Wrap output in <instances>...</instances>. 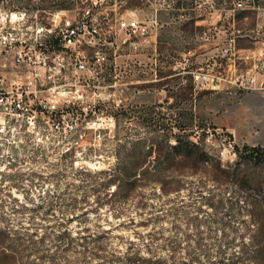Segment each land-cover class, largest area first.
<instances>
[{
	"label": "rangeland",
	"instance_id": "rangeland-1",
	"mask_svg": "<svg viewBox=\"0 0 264 264\" xmlns=\"http://www.w3.org/2000/svg\"><path fill=\"white\" fill-rule=\"evenodd\" d=\"M57 1L0 0V34L49 27L62 10ZM232 1L218 0L227 9ZM246 5L231 12L243 29L232 35L236 45L253 47L264 40V6ZM120 36L99 47L107 59L93 65L96 102L39 115V132L0 158V264H172L220 249L233 264H264L249 255L264 250V162L236 163L235 152V145L264 147V84L239 87L242 67L223 58L219 88L194 89L188 71L204 49L181 63L191 34H158L139 52ZM11 56L0 50L7 77ZM177 132L189 134L206 161L170 159ZM139 139L151 148L143 166L156 175L106 184L100 171Z\"/></svg>",
	"mask_w": 264,
	"mask_h": 264
},
{
	"label": "built area",
	"instance_id": "built-area-1",
	"mask_svg": "<svg viewBox=\"0 0 264 264\" xmlns=\"http://www.w3.org/2000/svg\"><path fill=\"white\" fill-rule=\"evenodd\" d=\"M198 1L208 8L217 2ZM108 2L120 0H80L71 9L72 15H66L68 9L58 10L51 14L50 26L37 28L34 34H0V50L12 54L13 68L11 77L0 73V158L39 132V115L63 116L69 112V106L96 102L93 65H101L107 59L99 47L113 45L122 34L121 43L128 44L133 52L142 51L154 41L152 33L159 26V11L171 10L177 0H147V10L141 16L136 10L127 9L106 13L104 6ZM246 8V0H233L230 10ZM103 23L107 24L105 29ZM234 32L224 34L222 56H230L236 50ZM100 34H109V40ZM214 35L202 37L211 40ZM86 49L91 51L90 57ZM255 52L253 55L251 51L250 56L256 57L254 66L263 73L264 46ZM6 66L4 63L2 67ZM190 73L194 89H216L225 81L215 61L206 62ZM234 83L243 88H260L264 84L258 85L247 72L238 74ZM86 88L92 89L91 95H84Z\"/></svg>",
	"mask_w": 264,
	"mask_h": 264
},
{
	"label": "crops",
	"instance_id": "crops-1",
	"mask_svg": "<svg viewBox=\"0 0 264 264\" xmlns=\"http://www.w3.org/2000/svg\"><path fill=\"white\" fill-rule=\"evenodd\" d=\"M104 9L109 14H114L115 11H122L123 9L136 10L138 15L141 16L147 10V0L108 2ZM158 21L159 26L152 33L154 34L153 42L155 43L157 40H161L158 34H191L190 39L194 45L183 50L181 63L186 64L197 49H204L200 54L202 58L195 60L199 65L190 68L188 72L205 65L206 62L215 61L220 66L222 59L225 58L224 62L229 67L233 65L234 60L237 61L238 65L242 67L239 74L246 72L252 74L258 85L264 82V72H260L254 66L256 57L251 58L250 56L251 51L255 55V50L264 46V40H257L255 43H259V45L253 47L236 45V50L231 54L235 55V58H231V55L226 57L220 54L221 48L225 45L224 34H230L232 31L242 34L243 29L236 25V18L231 10L227 9L223 3H219L218 0L213 8L201 5L198 0H177L171 10L159 11ZM202 34L215 35L211 40H206L202 37ZM213 57H220L219 61L213 59Z\"/></svg>",
	"mask_w": 264,
	"mask_h": 264
},
{
	"label": "trees",
	"instance_id": "trees-1",
	"mask_svg": "<svg viewBox=\"0 0 264 264\" xmlns=\"http://www.w3.org/2000/svg\"><path fill=\"white\" fill-rule=\"evenodd\" d=\"M255 6H264V0H250ZM80 0H58L54 2L53 5L56 9H71L76 4H79ZM45 8V7H44ZM183 130V127L179 128ZM144 143V144H143ZM145 142L142 139L137 140L131 148L124 153L123 156H119L118 162L114 168L109 170H102L101 173L106 175V184L117 183L118 187H121L125 182L130 185L136 184L141 178H152L156 175V169H148L147 165L143 166L145 159L151 155V148H145ZM236 154L239 156L240 162L241 158L243 161H253L254 163L264 162V147L260 145H247L244 144L242 148L235 145ZM168 154L170 159H190L194 158L200 162L206 161L205 152L198 147L197 143L191 140L189 134L185 132H177L174 135V143H168ZM160 154V152H158ZM195 155H198L196 157ZM200 155V157H199ZM241 160V161H242ZM264 213V211H263ZM258 248L249 251V255L252 259L259 258L262 263H264V250L258 255ZM226 250L220 249L216 251V254L208 255L206 260L197 259L195 262L194 258H189V260L174 261L172 264H233L229 258L225 257ZM250 258V257H249Z\"/></svg>",
	"mask_w": 264,
	"mask_h": 264
},
{
	"label": "bare ground",
	"instance_id": "bare-ground-1",
	"mask_svg": "<svg viewBox=\"0 0 264 264\" xmlns=\"http://www.w3.org/2000/svg\"><path fill=\"white\" fill-rule=\"evenodd\" d=\"M12 18H16V15H12Z\"/></svg>",
	"mask_w": 264,
	"mask_h": 264
}]
</instances>
